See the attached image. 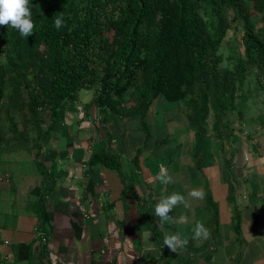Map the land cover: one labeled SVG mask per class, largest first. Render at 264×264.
<instances>
[{"label":"crops","instance_id":"1","mask_svg":"<svg viewBox=\"0 0 264 264\" xmlns=\"http://www.w3.org/2000/svg\"><path fill=\"white\" fill-rule=\"evenodd\" d=\"M85 92L66 104L65 119L50 134L44 135L50 120L43 115L40 131L7 136L0 264H264V134L237 130V141L227 139L225 161L207 163L188 114L179 125L168 116L148 128L146 118L159 119V98L145 119L123 118L93 105L95 92ZM101 154L116 166L92 164ZM193 189L204 198L193 197ZM173 193L184 202L169 219L158 217L155 206ZM198 222L207 238L193 239ZM170 234L188 243L173 250L165 245Z\"/></svg>","mask_w":264,"mask_h":264},{"label":"trees","instance_id":"2","mask_svg":"<svg viewBox=\"0 0 264 264\" xmlns=\"http://www.w3.org/2000/svg\"><path fill=\"white\" fill-rule=\"evenodd\" d=\"M29 7L31 36L0 25V58L7 60L0 64V155L8 136L4 114L16 134L14 114L28 116L38 131L46 115L48 135L83 90L95 92L93 105L123 118L145 119L162 96L184 102L199 154L211 111L218 134L224 115H242L237 99L248 67L264 78V0H30ZM230 10L243 25L248 64L239 61L231 72L221 70L219 54ZM91 163L116 166L103 154Z\"/></svg>","mask_w":264,"mask_h":264},{"label":"rangeland","instance_id":"3","mask_svg":"<svg viewBox=\"0 0 264 264\" xmlns=\"http://www.w3.org/2000/svg\"><path fill=\"white\" fill-rule=\"evenodd\" d=\"M247 7L250 12H254L253 6L251 2H247ZM255 14V13H254ZM228 17L231 19V29L228 31L227 37L220 49L219 54L223 56V62L220 66L222 71L229 70L235 71V66L239 61H243L247 64V58L245 54L244 44H243V35L244 29L241 21L234 20L233 11H228ZM233 19V20H232ZM261 27V24H258L257 30ZM6 58H0V64H4L6 62ZM248 65V64H247ZM257 70L251 66L248 67V71L246 74V82L243 85L241 91L239 92L237 99V108L242 111V115L238 113V111L233 113H227L224 115L222 124L219 125L220 133L215 132V122L216 119L214 117V112H210V117L207 120V129L208 133L204 137L202 149L204 151V160L209 162H214L215 160L218 163H223L225 161V157L229 153L225 151V149L229 150V139L230 135L236 133L237 130L240 132H246L250 134L252 137H258V135L264 134V78L258 80L257 78ZM86 90L82 91L83 95H85ZM9 92L10 88H9ZM93 94V92H89ZM131 92L128 94L127 99L130 98ZM163 97V96H162ZM160 97L158 100L160 101L158 104L159 111V119L155 122L156 119H152L150 117L146 118L145 125L149 128L151 124L161 125L163 122H167L168 116L173 117L172 124H181L184 123V115L188 114V108L184 102H171L167 100L165 97ZM130 103V102H129ZM128 103V104H129ZM14 118L16 123L18 124V129H22L24 131L34 130L33 123L30 125L29 117H25V115L21 113L14 114ZM28 120V121H27ZM154 121V122H153ZM29 122V123H28ZM150 124V125H148ZM166 123L163 126H168ZM3 125L8 129L7 133L10 137L11 132V123L8 118L4 114L3 116ZM140 122L134 121L132 122V127L139 126ZM128 129V128H127ZM146 132V129H144ZM158 129L154 130L157 131ZM162 130V129H161ZM171 130H175V126H171ZM190 130H193V127L190 126ZM129 131V130H128ZM148 131V130H147ZM151 135V130L149 131ZM149 135V136H150ZM191 135V139L189 140L188 136ZM196 135V134H195ZM187 136V143L190 145L193 140L194 134L189 133ZM184 140V141H185ZM222 144L224 145L223 147ZM149 147L152 146L148 144ZM165 148V147H164ZM164 148H162L164 150ZM2 154V152H1ZM162 154V151H161ZM168 154H165V162L167 163ZM0 158L1 155H0ZM202 158V157H201ZM224 158V159H223ZM177 163V161H175Z\"/></svg>","mask_w":264,"mask_h":264},{"label":"clouds","instance_id":"4","mask_svg":"<svg viewBox=\"0 0 264 264\" xmlns=\"http://www.w3.org/2000/svg\"><path fill=\"white\" fill-rule=\"evenodd\" d=\"M30 0H0V25H9L19 31L22 36H31L34 29V21L32 19L31 8L29 7ZM63 19H55L57 29L62 27ZM170 177L165 178L167 183ZM193 197L203 199L205 193L200 189H193L191 192ZM185 198L180 193H173L165 196L155 206V213L162 219H169L170 210L178 203L184 202ZM184 217H181L183 220ZM193 239L204 237L207 238L209 230L203 222H198L193 230ZM188 241L178 234H170L165 237V245L171 249L177 246L183 247Z\"/></svg>","mask_w":264,"mask_h":264},{"label":"built area","instance_id":"5","mask_svg":"<svg viewBox=\"0 0 264 264\" xmlns=\"http://www.w3.org/2000/svg\"><path fill=\"white\" fill-rule=\"evenodd\" d=\"M38 235L43 240V242L46 244L47 242V235L43 230H38Z\"/></svg>","mask_w":264,"mask_h":264}]
</instances>
